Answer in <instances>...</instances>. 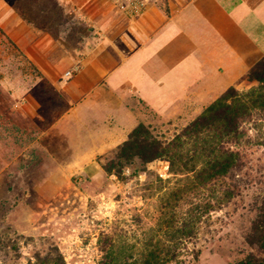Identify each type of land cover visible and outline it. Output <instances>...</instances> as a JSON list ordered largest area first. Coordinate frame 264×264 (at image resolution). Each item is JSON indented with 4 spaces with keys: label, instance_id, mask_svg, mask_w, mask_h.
<instances>
[{
    "label": "crops",
    "instance_id": "obj_1",
    "mask_svg": "<svg viewBox=\"0 0 264 264\" xmlns=\"http://www.w3.org/2000/svg\"><path fill=\"white\" fill-rule=\"evenodd\" d=\"M60 1L92 29L83 48L0 0V26L62 103L42 112L25 95L8 120L0 110V233L33 196L58 198L67 170L103 169L96 158L127 139L144 107L191 121L229 87L254 85L248 71L264 56V0Z\"/></svg>",
    "mask_w": 264,
    "mask_h": 264
},
{
    "label": "rangeland",
    "instance_id": "obj_2",
    "mask_svg": "<svg viewBox=\"0 0 264 264\" xmlns=\"http://www.w3.org/2000/svg\"><path fill=\"white\" fill-rule=\"evenodd\" d=\"M8 2L23 19L35 22L37 28L65 45L83 48L92 42L90 39L94 35L84 17L64 7L60 0ZM54 91L43 74L0 26L2 120H8L10 106L22 100L25 95L33 96L40 103L42 112L48 109L49 101L57 109L60 108L62 103L56 99ZM143 111L145 120L166 137L172 136L178 128L189 122L163 120L146 107ZM251 132H264V123ZM253 150L252 159L259 168L264 164V146H254ZM105 160V154L96 158L100 164ZM64 176L66 182L58 198L40 201L33 196L32 200L24 204L21 202L17 216L7 219L3 224L0 235L4 244H0V264H31L30 260L34 256L45 255L53 245L58 246L67 264H98L102 258L100 246L103 233L115 230L121 234L127 232L128 237L124 239L129 244L137 243L140 246L146 238V231L157 225L159 192L154 181L158 176H168L164 161L151 162L147 173L141 172L136 176L132 168L126 170L123 179L107 175L101 168L72 173L67 170ZM257 194L249 190L235 198L222 211L212 214V224L206 227L199 241L195 244L187 243L190 250L194 245L196 248L205 246L199 261L185 264H230L232 258L227 256L228 249H232L234 254L238 253L245 229L252 218L242 207ZM8 238L10 241L6 240ZM5 242L8 244L5 245ZM55 255L57 253L53 252ZM185 256L186 251L181 260ZM37 261L32 260V264H40Z\"/></svg>",
    "mask_w": 264,
    "mask_h": 264
},
{
    "label": "trees",
    "instance_id": "obj_3",
    "mask_svg": "<svg viewBox=\"0 0 264 264\" xmlns=\"http://www.w3.org/2000/svg\"><path fill=\"white\" fill-rule=\"evenodd\" d=\"M247 76L254 85L242 90L229 87L172 136L166 137L144 119L105 154L104 172L118 179L131 168L135 176L147 173L156 160L166 163L168 176L154 181L159 192L157 225L146 231L140 246L124 239L127 232L103 233L98 264L197 263L205 246L190 250L187 243H197L211 226L212 214L249 190L258 194L242 209L252 218L238 253L228 249L227 256L232 258L230 264H264V164L256 167L251 155L254 146H264V132H251L264 123V56ZM0 244H4L1 236ZM184 251L187 256L181 260ZM32 260L67 264L54 245Z\"/></svg>",
    "mask_w": 264,
    "mask_h": 264
},
{
    "label": "built area",
    "instance_id": "obj_4",
    "mask_svg": "<svg viewBox=\"0 0 264 264\" xmlns=\"http://www.w3.org/2000/svg\"><path fill=\"white\" fill-rule=\"evenodd\" d=\"M133 4V8H135L136 7V5L134 4V3H132ZM79 71V68L78 67H75L74 69H72V70H70V71H67L66 73H65V76H72V74L74 73V72H78Z\"/></svg>",
    "mask_w": 264,
    "mask_h": 264
}]
</instances>
